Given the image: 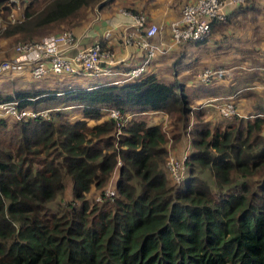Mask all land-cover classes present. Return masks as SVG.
Segmentation results:
<instances>
[{"label":"trees","instance_id":"trees-1","mask_svg":"<svg viewBox=\"0 0 264 264\" xmlns=\"http://www.w3.org/2000/svg\"><path fill=\"white\" fill-rule=\"evenodd\" d=\"M108 1L26 0L10 21L0 0V36L72 28ZM236 9L244 6L213 20L209 35ZM209 35L183 45L173 63ZM152 60L119 84L0 92V101L36 112L0 118V264H264L262 113L211 123L191 107L182 78L146 72ZM109 107L127 115L117 133ZM150 111L169 124L150 122ZM179 132L192 148L183 180L172 183L165 144Z\"/></svg>","mask_w":264,"mask_h":264},{"label":"built area","instance_id":"built-area-1","mask_svg":"<svg viewBox=\"0 0 264 264\" xmlns=\"http://www.w3.org/2000/svg\"><path fill=\"white\" fill-rule=\"evenodd\" d=\"M241 5L243 0H186L179 9L178 17L168 23L169 42L164 48L166 49L169 45L183 47L185 44L203 40L209 35L210 23L213 20L223 21L228 11ZM131 17L129 25L125 27L127 31L121 36V41L123 45H132L136 50L142 51V55L128 68L119 67L120 60L115 58L112 50L102 46V40L105 42L109 40V31H104L100 39H89L84 33L75 35L70 29H65L44 35L38 40L18 41L13 44V54L8 59L0 61V73H15L17 70L28 69L33 78H42L47 73L78 77L89 75L104 76V82L108 84L123 83L141 74L152 60L155 51L158 50L153 42V37L159 31L158 25L152 21L148 22L146 15L142 12L133 13ZM13 20L15 19H11ZM164 48L162 51H165ZM215 73H217L216 70L205 69L198 77L199 80H206L205 83H207L209 76ZM261 87L264 89V83ZM16 104L15 99L0 101V118L11 117L18 120L36 113L27 108H17ZM208 104L215 107L220 117L242 116L237 111L231 96L208 98L203 105ZM102 110L107 117L114 119L117 133L127 115L119 113L112 107ZM46 111L47 109H43L38 113L44 115ZM187 153V150H184L178 156L167 155L165 168L172 183L183 180ZM118 163L116 162L115 165ZM113 173L114 167L110 177ZM109 183L104 189L106 195L114 192Z\"/></svg>","mask_w":264,"mask_h":264},{"label":"crops","instance_id":"crops-1","mask_svg":"<svg viewBox=\"0 0 264 264\" xmlns=\"http://www.w3.org/2000/svg\"><path fill=\"white\" fill-rule=\"evenodd\" d=\"M131 1L132 0H130V2H126V5H127L126 8L128 7H129L128 9L136 8V10L137 8H141L135 3L133 5H137V6H130L132 5ZM184 1L186 0H183L182 2ZM172 2L173 4H175L174 1ZM250 3H251L250 5L244 6V10L238 11L236 9L237 12H235L234 14L230 15V17H228L227 22L230 21L233 24V26H229L225 30L222 28L223 30L221 29L219 33H214V35L219 34L220 36L216 35L213 38H208L204 42H200L196 44H189L187 46L188 47L187 49L191 48L193 50H197L198 48L200 49L203 47H208V45H211L209 41H212V42L216 41L215 44H212L213 45L212 48L218 47L216 50H214L217 55L218 54L222 55V53L226 52V51H222L219 48L220 46L230 45L232 47V51H230V53L232 54L231 56H234L236 54L242 53V50L243 51L249 50L248 49L249 47L247 48V46H250V47L255 46V44H247L246 46V43L249 41V39L250 41H252V43L254 42V39H257V40H260L259 43L256 44L257 50H263V53H264V0H257V1L251 0ZM113 7L121 8L118 5H115ZM102 8L105 9L104 7ZM99 9L95 11L96 14L101 12ZM246 11L251 13L252 15L251 18H249L247 23H245L244 29L236 28L235 26H237L238 24L237 21H238L239 16L240 17L243 16L244 18L247 15ZM105 12L106 14L118 13L117 9H116V12L115 10L111 11V13L109 12V10ZM145 14H146L147 19H149L152 22H156L159 27L158 33L153 37V42L157 45L158 50L155 51L153 60L150 66H148L146 72L154 73L157 77H159L158 75L159 73L162 74L163 72L164 73L163 76H165L166 78L162 80L166 82H171L173 81L174 76L179 78V74L184 73V75H182L180 78L184 80V84L186 88L191 89V88L198 86L194 84V81L191 80V78L186 76L187 71H191L190 69L181 70V72H177V73L172 72V70L174 69L176 70L177 67H180L182 60L184 59L186 60V62H184L185 63L184 68H187L189 64L188 62L189 59L191 58L194 59V55L190 57L189 50H186L188 54V55L186 54V56H188V58L184 54V56L182 55L183 58L181 57L179 62L173 63V58H175V56L179 54V50L183 47L179 48L177 46L169 45L167 46L166 49L164 48L165 44L169 42L168 27H167L168 22L171 19H173L174 16L176 15V12L172 10V4L170 2H167L166 4L161 5L160 7H157L155 6L153 2L147 5L145 9ZM121 15L125 16L126 18L112 20L111 19L112 17H109L110 21L108 22L106 26H104L101 29V31L92 30L91 25H93V22L92 23H89V22L93 20L94 17L91 18L89 22L87 21L85 26H83L81 29L77 31V35L84 33L86 37L89 39L91 38L100 39V35L104 31L106 30L109 31L110 32L109 40L106 42L102 41V44L105 45L110 50H112L115 58L120 60V65H118L119 67L124 66L125 64L130 65V64L135 63L138 57L142 54V51L136 50L132 45L131 47H129L130 45H123L121 41V36L127 31L125 27L129 25V22L132 19V17L129 14H121ZM260 16H261V19L259 20L258 17ZM99 17H100V14L97 15V18ZM216 22H219V21H216ZM215 28H217V25H215ZM157 43H159V45ZM163 48L165 51H162ZM245 48L247 49L244 50ZM257 50H255L254 52H256L257 55H259V52ZM181 54L183 53L181 52ZM213 58L210 61V65L217 66L213 64ZM199 59H201V57L197 56V60L195 59V62L196 61L199 62ZM259 59L262 60L260 62V65H263L264 64V54L260 55ZM243 60L244 59H236L229 65H224L223 67H219V70H216V71H218L217 74L219 75L218 78L220 77V79L218 81L212 79L214 81L211 84L210 82L203 83L202 84L203 86H199L200 87L199 89L201 91H195V89H192L193 90L192 94L189 96L191 100L190 101L191 104L192 103L197 104L213 96H216V97L231 96L233 98L234 105L237 111L241 115L251 110L255 111L254 109H258L259 107H261V111H264V89L261 87L262 84H260L262 83L261 81L263 80V78L262 76H260V78L258 79V77L251 75V74H249L250 76H248L247 73L249 72V70H244L243 68L244 62H242ZM226 62L227 60H225L223 64H225ZM227 71H231L228 77L226 74ZM28 72H29L28 69H22V70H17L15 73L22 74L24 76ZM48 76L44 77V79L46 80V84L44 85L51 84L52 87H48L50 89L55 88L60 83H70V84L72 83L69 78L70 76L54 75V74H50ZM81 86L83 87L87 85L83 84ZM211 86H214L215 89L210 88ZM206 95H209V96H206ZM200 111L202 112V114H204V119H207V120H209V117L211 115V113L209 112H213V113L216 112V114L218 115L215 107H213L212 104L202 105V109ZM145 116L149 117V119L152 118V120H149L150 122H154L157 120L161 122L162 125L166 124L167 116H165L163 113L156 112V111H150V112H146ZM263 132H264V125H263ZM167 143L165 144V147L167 149V155H168ZM188 144L191 146L189 141H188ZM189 145H186L183 149L179 151V153L181 154L184 150H187L188 152Z\"/></svg>","mask_w":264,"mask_h":264},{"label":"rangeland","instance_id":"rangeland-1","mask_svg":"<svg viewBox=\"0 0 264 264\" xmlns=\"http://www.w3.org/2000/svg\"><path fill=\"white\" fill-rule=\"evenodd\" d=\"M8 1H9L10 10H9V13H8L7 17L9 18L10 21H11V19H20L22 17L21 10H22L23 5L26 2V0H8ZM172 1H174L175 4H173ZM182 1L183 0H132L131 1L132 5H130V6H137V5L140 6L141 8H137L138 11H135V12H142V13L145 14V9H146L148 4H151V3L154 2L155 6L160 7L161 5H164L167 2H170L172 4V10L174 12H176V15L173 18V19H175V18L178 17L179 9H180L181 5L183 4ZM126 2H130V0H119V1L118 0H110L104 6L105 9H103V8L99 9L101 12L97 13V14L95 13V11H97L96 7L88 8L87 14H86L85 18L82 20L81 23H79L78 25L73 26L72 28L71 27H67V28L65 27V28H62L61 30L70 29L71 31H73V33L75 35H77V31L79 29H81L83 26H85L87 21L89 22L91 20V18L94 17L93 20H91L89 22V23L93 22V25H91V28L94 31H99V30L101 31V29L104 26H106L108 24V22L110 21L109 17H112L111 18L112 20H117V19L126 18L125 16H122L121 14L126 13V14H130V16H131L133 13H135L131 9H128L129 7L126 8V6H127ZM250 2H251V0H243V6L250 5L251 4ZM134 3L137 4V5H133ZM115 5H118L121 8L113 7ZM116 9H117L118 13L106 14V12H105L107 10H109L110 13L113 10H115V12H116ZM134 9H136V8H134ZM98 14H100L99 18H97ZM251 16L252 15L249 12H247V15L244 18H243V16H241V17L239 16L238 21H237L238 24L235 27L238 28V29H244L245 23L248 22V20H249V18H251ZM173 19H171V20H173ZM258 19L260 20L261 16L258 17ZM148 22H151V21L148 19ZM153 23L157 24L156 22H153ZM252 24H253V22H252ZM229 26H233V24L230 21L227 22V20H226V23L220 25V27L218 26L213 32L210 33L208 38H213L216 35L220 36L219 34L214 35V33H219V31H221L222 28L225 30ZM58 31H60V30L51 31V32L43 34L42 36L48 35V34H52V33L58 32ZM42 36H40L39 38H41ZM119 37H120V35H119ZM39 38L32 39V40H38ZM18 41H23V40H17V39L16 40H14V39L12 40L9 37L6 38V37H1L0 36V61L2 59H8L12 55V46H13V44H15ZM259 41L260 40L254 39V42L252 43V41H250V39H249V41L246 43V46H247V44H255V46H252V47L247 46V48L249 47L248 49L250 51L249 50H247V51H243L242 50V53L236 54L234 56H231L232 54L230 53V51H232V47L230 45L220 46L219 48L222 51H226V52L222 53V55H219V54L217 55L214 50H216L218 47H213L212 48V46H213L212 44H215L216 41H214V42L209 41L211 43V45H208V47H203V48H200V49L198 48L197 50H193L191 48L190 49H186V50H189V53H190L189 56L190 57H192L194 55V59H192V58L189 59V61H188L189 64H188L187 68H183V70L190 69L191 71H187L186 76L191 78V80L194 81L195 85H198V86H196L194 88H191V89L187 88L189 90L188 91L189 96L192 94V91H193L192 89H195V91H201L199 89L200 88L199 86H203L202 84L205 83V81H206V80H203V81L199 80L198 75L200 74V72L202 70H205V69H209L210 71L212 69L213 70H219V67H223L224 65H229L233 61H235L236 59H244L242 61V62H244V64H243L244 67L243 68H244V70H249V72L247 73L248 76H250L249 74H251V75H254V76L258 77V79L260 78V76H262L263 80L261 81L262 83H260V84L263 85V83H264V64L260 65V62L262 60L259 59V57H260V55H262L264 53H263V50H257L256 44H258ZM129 47H131V46H129ZM247 48H245L244 50H246ZM255 50H257L259 52V55H257L256 52H254ZM186 54L187 53H185V56H186ZM183 56H182V58H183ZM197 56L201 57V59H199V62H197V61L195 62V59L197 60ZM213 56H214V58H213ZM186 57L188 58V56H186ZM212 58H213V64H215L217 66L210 65V61H211ZM225 60H227V62L225 64H223L225 62ZM184 62H186L185 59L182 60V63L180 65V67H185V63ZM193 64H195L194 67H193ZM192 70H194V71H192ZM178 72H181V70H179ZM216 72L218 73V71H216ZM230 72L231 71H227V73H226L227 77L229 76ZM217 73L211 74L209 76V81L208 82H210V84L213 83L214 80L218 81L220 79V77L218 78L219 75ZM50 74L51 73H47L46 75L42 76V78H33V77H31V75L29 73H27V74H25L23 76L22 74L1 72L0 73V92L12 93L13 91H15L17 89H24V90H26V89L27 90H29V89H31V90H34V89H49L50 90V88H48V87H52L51 84L50 85H44V84H46V80L44 79V77H47ZM158 75H159V77L161 79H165L166 78L165 76H163L164 75L163 72H162V74L159 73ZM182 75H184V73H180L179 77H181ZM67 76H70L69 78H70L71 82L74 83V84H77L78 86H81L83 84L88 86V85H90L92 83L101 82V81L105 80L104 76H100V77L89 76V75L88 76H79V77L75 76V75H67ZM212 79H214V80H212ZM210 88L215 89L214 86H211ZM206 96H209V95H206ZM213 97H215V96H213ZM204 102H206V100L201 101V102H199L197 104L196 103H192L191 105L193 106V108L195 107V109H194L195 111L198 110V109L201 110L202 109V105L204 104ZM200 104H201V106H199ZM254 110L255 111L251 110V111L243 114L242 117H248V115L253 114V113H262L263 116H264V111H261V107H259L258 109H254ZM256 110H258V111H256ZM211 111H213V110H211ZM209 113H211V115L209 117V121L211 123H215V124L221 123L222 124V123L227 122V120H229V119H221L216 114V112H214V113L213 112H209ZM5 120L7 121L8 124L12 123V118L6 117ZM149 120H152V118H150ZM169 121H170V118H169ZM169 121H168V119H166V124L163 125L164 128L169 124ZM89 122L91 123L92 121H89ZM186 145H189L186 134H183V133L179 132L177 138L174 141H170L169 140V142L167 143L168 156H178L180 154L179 151L181 149H183ZM191 148H192V146L189 145L188 146V152L191 150ZM94 192L96 193V191L93 190L92 193L88 194L87 198L89 200H91L94 197V195H95Z\"/></svg>","mask_w":264,"mask_h":264}]
</instances>
